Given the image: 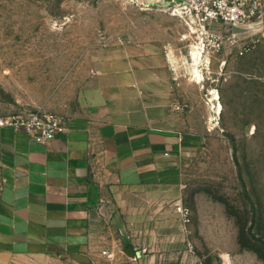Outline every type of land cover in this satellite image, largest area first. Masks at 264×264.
<instances>
[{"label": "rangeland", "instance_id": "374dc122", "mask_svg": "<svg viewBox=\"0 0 264 264\" xmlns=\"http://www.w3.org/2000/svg\"><path fill=\"white\" fill-rule=\"evenodd\" d=\"M142 10L123 0H0V114L51 110L85 56L130 45L142 14H168ZM178 28L169 33L176 94L198 145L180 157L179 188L106 190V243L91 264H264V19L203 53L197 77L190 51L200 39Z\"/></svg>", "mask_w": 264, "mask_h": 264}, {"label": "crops", "instance_id": "0c3cea01", "mask_svg": "<svg viewBox=\"0 0 264 264\" xmlns=\"http://www.w3.org/2000/svg\"><path fill=\"white\" fill-rule=\"evenodd\" d=\"M142 16L130 45L99 48L67 73L49 103L66 120L53 140L2 130L0 264H91L106 243V190L183 185L180 157L200 139L187 130L169 48L185 25Z\"/></svg>", "mask_w": 264, "mask_h": 264}, {"label": "built area", "instance_id": "2783aa9c", "mask_svg": "<svg viewBox=\"0 0 264 264\" xmlns=\"http://www.w3.org/2000/svg\"><path fill=\"white\" fill-rule=\"evenodd\" d=\"M143 10L157 9L180 19L189 33L196 34L202 53L220 50L225 36L232 40L241 32L253 28L264 19V0H123ZM238 28V30H235ZM230 32L223 35L224 31ZM183 34V38L189 36ZM234 41V40H232ZM231 41V42H232ZM193 53V51H190ZM241 53H244L241 50ZM66 120L56 111L37 109L30 112H10L0 114V201L4 189V152L1 132L5 128L24 130L32 140L46 143L53 140L65 129ZM188 216V210L179 207ZM104 253L106 251L104 250Z\"/></svg>", "mask_w": 264, "mask_h": 264}, {"label": "bare ground", "instance_id": "6f19581e", "mask_svg": "<svg viewBox=\"0 0 264 264\" xmlns=\"http://www.w3.org/2000/svg\"><path fill=\"white\" fill-rule=\"evenodd\" d=\"M194 48H195V50H193L192 56H193V59H194V62H195L194 66H196L198 68V70L194 69L195 72L193 74H195V76L197 77L199 75V73L202 72L200 63H201V60H202L204 54L200 51V49L198 47H194ZM197 81H199V79H197ZM218 98H219V95L216 94L215 99H218ZM215 106L216 105L214 104L213 107H215Z\"/></svg>", "mask_w": 264, "mask_h": 264}, {"label": "water", "instance_id": "95a60500", "mask_svg": "<svg viewBox=\"0 0 264 264\" xmlns=\"http://www.w3.org/2000/svg\"><path fill=\"white\" fill-rule=\"evenodd\" d=\"M235 30H238V28H235ZM127 251L130 254H140L139 252L135 251V248L132 246L127 247ZM77 260L82 261V262H90L91 259L88 255L86 254H78V257H76Z\"/></svg>", "mask_w": 264, "mask_h": 264}]
</instances>
